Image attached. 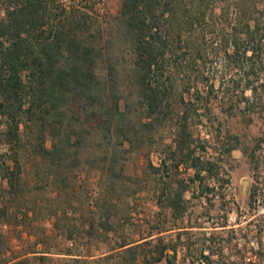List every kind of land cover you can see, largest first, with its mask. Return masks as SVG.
<instances>
[{
    "label": "trees",
    "instance_id": "1",
    "mask_svg": "<svg viewBox=\"0 0 264 264\" xmlns=\"http://www.w3.org/2000/svg\"><path fill=\"white\" fill-rule=\"evenodd\" d=\"M121 1L118 14L101 16L88 0H0V178L8 185L0 183V226L9 213L6 194L22 186L20 158L30 152L34 219L46 212L62 223L80 198L76 175L99 168L98 224L118 239L114 250L125 264H235L247 249L233 245L234 237L205 233L200 244L196 236L184 241L186 228L178 227L175 235L149 233L137 242L126 233L142 195H152L175 224L190 213L194 231L201 218L187 194L211 203L216 187L232 190L220 153L238 150L240 135L212 145L200 128L211 134L207 119L217 106L232 116L240 111L247 127L264 116V0ZM7 153L11 164L2 159ZM257 153L264 159V130L252 160ZM135 155L144 158L142 172L129 175ZM256 169L260 184L264 160ZM45 193L46 207L39 204ZM226 197L218 204L223 212ZM258 202L264 206V191L253 186L249 205ZM258 241L252 253L264 264ZM32 255L17 264L48 260L46 252Z\"/></svg>",
    "mask_w": 264,
    "mask_h": 264
},
{
    "label": "rangeland",
    "instance_id": "2",
    "mask_svg": "<svg viewBox=\"0 0 264 264\" xmlns=\"http://www.w3.org/2000/svg\"><path fill=\"white\" fill-rule=\"evenodd\" d=\"M121 3V0H88L89 6L94 7L96 13L101 16L118 14L121 10ZM1 8L0 3V17L4 15ZM213 113L214 116L207 119L208 122L214 123L210 125L211 134L208 135L206 131L209 128L205 126L200 128L203 137L208 138L212 145L222 144L226 141L233 143L234 135H240L238 150L233 151L230 155L223 151L220 153L222 154L220 160L224 162V166L231 175L232 190L216 187V194L211 197V203L198 195L193 199L191 192L187 194V199L190 200L189 208H192L191 212L195 210L201 218L199 221L201 224L197 225L200 228L194 231L188 230L189 227L195 226L191 221L190 213L184 224H175L169 212L161 209L152 195H142L136 202L137 209L133 214V225L126 234L133 236L134 241L138 242L149 233L164 232L163 235L168 237L170 234H176V231L171 233L172 230L184 227L186 228L185 235H183L184 241L196 236L202 244L203 234L206 233V237H208L212 232H215L225 237H234L232 244L235 246L238 244L246 247L245 258L234 257L231 262L256 264L257 260L252 250L257 248L260 239L263 240L264 245V234L261 236L257 233L258 225H262L261 220L264 219V206L259 205V202L253 207L250 206L249 194L253 186H258L260 190L264 191V170H261L259 174L260 184L255 180L257 160L264 159L261 154L257 153V160H252L253 148L263 134L264 116L255 115L253 124L247 127L240 111L237 112V115L232 116L217 106ZM218 127L222 132L219 138L215 135L218 134ZM3 129H5V125L0 119V130ZM229 132L231 137H228ZM218 139L220 143H218ZM169 142L170 140L167 138L164 140L166 144ZM50 145V141H48L47 146L50 147ZM7 154L2 159L11 164L14 155ZM32 157L30 152H27L24 159L20 158L22 170L19 175L22 186L18 188L17 193L6 194L5 205L8 207L9 213L0 226V264H17L25 258H32L33 252H46L48 254L46 264H73L74 260H79L80 264H110L106 258L111 255L115 256L113 263L125 264L119 257V250H114L118 239L113 233L106 236L98 224L97 205L100 203L99 197L103 190L102 171L99 168L85 166L76 175V193L80 198L75 202L76 210L70 211L67 219L64 220L68 227L61 230L57 224L64 227V221L58 223L56 217L48 216L46 212L39 213V218L34 219L33 212L29 211L30 204L37 197L32 189L34 182ZM152 160L155 165L160 162L159 156L156 154L152 156ZM143 164L142 155L133 156L127 173L129 175L140 174ZM1 182H4V188H8L7 181H2L0 178ZM48 193H45V198L39 200L40 206L44 201L46 203L44 207L47 206ZM225 194L227 197L223 204L228 206L226 209L228 213L221 211L220 205H218ZM222 222H227L228 229H221ZM230 229H233L235 233L230 232ZM235 237L239 239H235ZM37 240L41 242L40 245L36 244Z\"/></svg>",
    "mask_w": 264,
    "mask_h": 264
}]
</instances>
